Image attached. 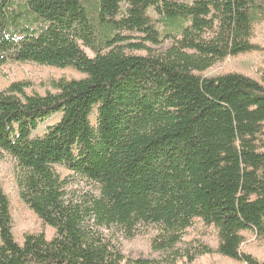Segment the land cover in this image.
<instances>
[{"label":"trees","instance_id":"obj_1","mask_svg":"<svg viewBox=\"0 0 264 264\" xmlns=\"http://www.w3.org/2000/svg\"><path fill=\"white\" fill-rule=\"evenodd\" d=\"M261 22L264 0H0V66L83 74L44 94L25 93L27 82L0 91V151L21 201L54 231L19 243L0 188V264H149L125 260L103 231L158 225L165 238L153 246L164 250L195 219L216 229L214 252L264 264L241 250L244 233L264 240V67L261 82L202 75L262 50L252 41ZM56 165L92 189H69Z\"/></svg>","mask_w":264,"mask_h":264},{"label":"rangeland","instance_id":"obj_2","mask_svg":"<svg viewBox=\"0 0 264 264\" xmlns=\"http://www.w3.org/2000/svg\"><path fill=\"white\" fill-rule=\"evenodd\" d=\"M148 13L155 18V14L150 9ZM131 42L138 41L139 34H130ZM253 43L262 48L260 51L246 53L237 57H227L223 61L215 64L205 71L203 76H215L227 72H238L247 75L261 82V70L264 67V22L258 23L254 28ZM150 47H153L149 45ZM89 55V51L85 50ZM136 54H144V51H135ZM64 77L66 79H80L83 74L74 68L68 67L59 69L51 66L39 65L32 62H8L0 66V91L5 90L14 82H27L29 86L25 88V93L44 94L50 90L52 80ZM60 118V114H55L42 121L33 136H41L45 129L55 124ZM91 122L95 123V116H91ZM55 171L62 177H70L69 189L87 191L92 189V185L78 177H72L68 170L62 166H54ZM15 163L11 156L0 151V188L8 195L13 219L12 233L14 238L21 243L24 234L43 232L47 238L53 236L54 231L49 226H44L38 217L21 201L18 194L15 177ZM103 233L112 240L118 247L125 260L137 258L149 261V264H188L186 253H195L200 245H207L212 249L210 253L197 256L190 264H245L225 258L214 252L217 246V232L213 226L203 224L199 219H195L192 226L187 228L175 246L164 250H157L153 243L162 241L165 233L158 225L140 224L132 233L112 227L104 230ZM245 241L241 245V250L247 252L258 260L264 262V240L257 239L252 233H244ZM123 263H126L125 261Z\"/></svg>","mask_w":264,"mask_h":264}]
</instances>
